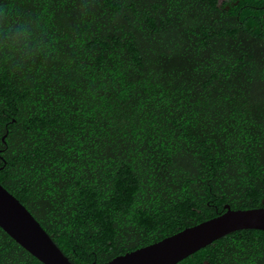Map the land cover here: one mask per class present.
<instances>
[{
    "label": "trees",
    "instance_id": "16d2710c",
    "mask_svg": "<svg viewBox=\"0 0 264 264\" xmlns=\"http://www.w3.org/2000/svg\"><path fill=\"white\" fill-rule=\"evenodd\" d=\"M8 24L0 183L70 261L264 206V0H0ZM0 264L43 263L0 228ZM175 264H264V231Z\"/></svg>",
    "mask_w": 264,
    "mask_h": 264
},
{
    "label": "water",
    "instance_id": "95a60500",
    "mask_svg": "<svg viewBox=\"0 0 264 264\" xmlns=\"http://www.w3.org/2000/svg\"><path fill=\"white\" fill-rule=\"evenodd\" d=\"M223 209L211 218L158 241L115 256L104 263L91 264H175L235 230L264 231V206L234 209L226 203ZM0 228L43 264H79L68 259L31 212L1 183Z\"/></svg>",
    "mask_w": 264,
    "mask_h": 264
},
{
    "label": "clouds",
    "instance_id": "9594fccd",
    "mask_svg": "<svg viewBox=\"0 0 264 264\" xmlns=\"http://www.w3.org/2000/svg\"><path fill=\"white\" fill-rule=\"evenodd\" d=\"M0 32L3 33L2 40L4 43H10L11 46L15 47L17 51L24 55H28L31 49L30 43L25 40V42L20 45V37H27L28 32L22 25H11L0 26Z\"/></svg>",
    "mask_w": 264,
    "mask_h": 264
}]
</instances>
